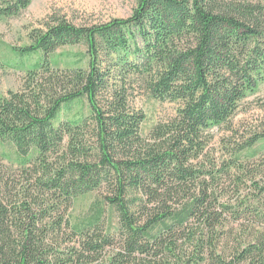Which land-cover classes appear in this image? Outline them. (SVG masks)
Wrapping results in <instances>:
<instances>
[{"label": "trees", "instance_id": "trees-1", "mask_svg": "<svg viewBox=\"0 0 264 264\" xmlns=\"http://www.w3.org/2000/svg\"><path fill=\"white\" fill-rule=\"evenodd\" d=\"M31 1L0 0V18ZM29 40L13 49L20 65L37 57L23 89L0 97V158L9 143L29 172L16 200L0 199V264H264V228L218 251L226 214L241 213L219 202V174L193 162L204 131L264 81V0H134L126 18L54 19ZM74 45L84 65L54 69L50 56ZM137 80L179 103L148 138L129 104ZM252 184L264 203V183ZM96 190L101 203L70 223L74 200ZM104 204L117 236L102 228Z\"/></svg>", "mask_w": 264, "mask_h": 264}, {"label": "rangeland", "instance_id": "rangeland-1", "mask_svg": "<svg viewBox=\"0 0 264 264\" xmlns=\"http://www.w3.org/2000/svg\"><path fill=\"white\" fill-rule=\"evenodd\" d=\"M133 7L134 0H32L18 15L1 17L0 97L23 89L25 77L37 57L26 58L20 65L13 49L27 45L32 30L44 29L45 24L54 19H63L81 26L126 18ZM82 52V45L58 48L50 56L54 61L53 68L83 66L84 62L80 65L76 62L77 55ZM135 82L129 94V104L144 113L145 120L140 132L141 136L148 138L155 125L175 117L179 103L155 101L138 80ZM81 107L75 106L73 112L86 114V109ZM262 134L264 81L238 103L236 111L224 123L204 131V149L198 159L193 161L194 164L219 174V202L235 210L238 208L237 212L241 213L239 220H235L234 213L226 214L227 221L223 229L216 232L217 237L222 235L218 240V251L223 253L224 250L226 255L236 248L239 241L252 240V234L264 228V203L258 204L254 200L257 193L252 190L253 182L260 185L264 183V141H257L251 147L240 149L254 136ZM1 149L6 156L0 158V199L4 195L7 201H13L20 196L29 172H25L26 169L20 165L15 149L9 143L3 144ZM103 194V190H96L77 197L68 210L70 223L82 221L89 214L91 203L95 200H100L101 203ZM261 201L264 202V198ZM247 205L250 207H245ZM103 207L105 214L102 228L107 230L110 227V231L117 236L115 213L108 205L104 204Z\"/></svg>", "mask_w": 264, "mask_h": 264}]
</instances>
